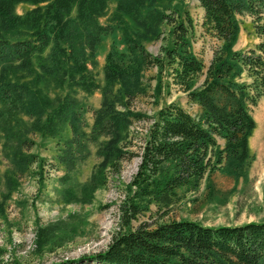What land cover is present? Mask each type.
<instances>
[{
	"label": "trees",
	"instance_id": "16d2710c",
	"mask_svg": "<svg viewBox=\"0 0 264 264\" xmlns=\"http://www.w3.org/2000/svg\"><path fill=\"white\" fill-rule=\"evenodd\" d=\"M106 1L0 0V144L10 163L0 216L16 187L15 174L36 161L34 154L24 152L34 142L20 130L21 113L31 119L26 129L61 137L57 159L65 169L59 177L65 201L90 202L93 191L106 181V168L134 156L139 160L131 184L148 201L170 200L179 189L194 190L217 168L235 179L245 174L248 137L255 124L250 108L264 97V0H198L203 31L216 41L207 64L192 50L193 22L187 12L167 20L161 10L142 13L143 0H118L116 17L120 13L128 20L126 47L108 50L98 82L89 64L95 60L101 33L110 30L97 19ZM20 2L33 7L19 13ZM243 13L252 17L261 39L236 49L237 15ZM165 20L171 24L168 43L161 55H153L142 40L155 35L156 25ZM149 66L159 72L168 67L170 82L185 92L197 111L175 101L151 114L131 108V100L147 91L143 78ZM161 84L158 81L153 91L156 103ZM79 89L101 92L90 125L85 118L89 107L77 96ZM142 120L148 123L137 151L130 150L129 128ZM218 138L224 140L222 146ZM90 142L97 145L101 159L90 176L79 181L75 169ZM118 209L122 229L111 234L106 248L66 264H264V219L214 225L181 218L142 221L133 227L140 204L131 200ZM37 232L38 244L45 245L48 239L61 240L79 231L75 223L60 228L55 222L39 226Z\"/></svg>",
	"mask_w": 264,
	"mask_h": 264
},
{
	"label": "rangeland",
	"instance_id": "374dc122",
	"mask_svg": "<svg viewBox=\"0 0 264 264\" xmlns=\"http://www.w3.org/2000/svg\"><path fill=\"white\" fill-rule=\"evenodd\" d=\"M117 1L107 0L102 13L97 15L99 23L110 27L107 33H101L96 45L95 60L89 64L91 73L98 82L103 79V65L108 50L112 46L119 49L126 47L124 24L128 20L126 16H122L123 19L120 13L119 19L116 17ZM31 7L33 4L29 2H20L16 10L22 13ZM147 10H161L167 14L164 15L167 20L187 12L193 22L190 34L192 50L205 64L209 62L216 41L203 31V9L198 0H143L142 13ZM237 18L239 31L233 48L253 46L261 36L255 31L252 17L243 13L238 14ZM170 27L171 24L166 20L156 25L158 31L155 35L142 40L147 51L153 55H161L163 45L168 43ZM202 78L203 75H200L197 84ZM143 80L147 91L131 100V108L151 114L160 105L175 101L192 113L197 111L198 106L189 101L185 92L170 82L168 67L161 72L156 66L147 67ZM158 81L162 84L156 103L153 91ZM77 96L88 104L89 110L85 112V118L90 125L93 120L91 109L99 105L101 92L95 89L92 93H87L79 89ZM250 113L255 124L248 137L250 159L245 174L235 179L217 168L210 174H205L196 189H179L170 200L162 199L158 202L138 196L136 185L131 184L138 156L120 160L115 167H107L104 172L106 181L93 191L90 202L65 201L59 191V177L64 174L65 169L57 159L61 137L26 129L25 124L31 126V119L21 113L18 118L21 117L24 123H19L20 130L34 142L24 152L34 154L36 161L24 172L15 174L16 187L5 200L4 214L0 216V264H66L64 261L68 259H78L82 255L103 250L111 234L122 229L118 209L120 204L131 200L138 202L141 209L131 220L133 227L142 221L155 223L181 218L214 225L264 219V97L250 108ZM147 123L145 120L132 123L129 128L132 135L128 137L132 142L127 148L137 151L141 132ZM65 133L69 134V128H66ZM218 142L221 146L224 144L222 138H218ZM96 149L97 145L90 142L86 157L75 169L79 181L86 180L100 161L101 157ZM41 163L43 168L40 171ZM9 169V159L3 155L0 144V199L5 191L4 180ZM55 222H58L60 228L75 223L79 232L61 240L51 238L45 245H39L38 227Z\"/></svg>",
	"mask_w": 264,
	"mask_h": 264
},
{
	"label": "bare ground",
	"instance_id": "6f19581e",
	"mask_svg": "<svg viewBox=\"0 0 264 264\" xmlns=\"http://www.w3.org/2000/svg\"><path fill=\"white\" fill-rule=\"evenodd\" d=\"M259 135V134H258ZM261 136L259 135V138H260Z\"/></svg>",
	"mask_w": 264,
	"mask_h": 264
}]
</instances>
